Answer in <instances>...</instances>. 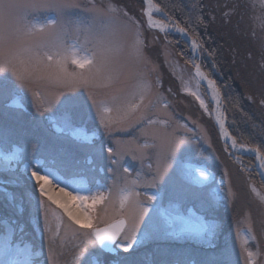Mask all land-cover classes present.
Returning a JSON list of instances; mask_svg holds the SVG:
<instances>
[{
    "label": "rangeland",
    "instance_id": "obj_1",
    "mask_svg": "<svg viewBox=\"0 0 264 264\" xmlns=\"http://www.w3.org/2000/svg\"><path fill=\"white\" fill-rule=\"evenodd\" d=\"M80 2L86 3V0ZM100 2L97 0V3ZM111 2L126 10L138 22L147 58V62H137L131 57L121 58L126 79L120 86L131 90L136 79L143 75L153 84L152 97L155 100V81L159 78L158 94L167 107H155L152 115L154 119L166 123L151 126L138 124L126 130L113 127L109 134L100 125L88 93L83 88L72 92L44 83L36 84L35 89L45 99H54L57 92L63 93L59 100L64 103L44 113L37 110L35 104L38 102L33 100L30 92L24 91L18 98V108L8 107L13 99L11 90L0 92V135L7 138L3 147L20 150L19 158L9 164L10 170L5 171L0 162V239L5 234L4 225L7 223L14 229V243L21 248L27 245L33 249L36 264H141L139 259H134L136 256L146 257L145 261L151 255L160 259L173 258L177 254L173 251L181 249L179 245L195 248L193 253L190 249L183 252L182 259L196 254L200 256L198 264H221L226 258L230 264H244L245 246L253 253L261 250V255L255 258L259 264H264V205L251 190L254 187L264 195V186L250 177V167L235 159V151L227 150L216 133L213 104L192 73V63L197 65L199 54L194 55L190 50L188 63L182 60L178 49L173 48L165 36L169 32H159L147 26L143 0ZM224 6L220 10H224ZM227 6L237 29L226 23L229 27L226 31L232 41L228 40L227 44L233 45V52L237 51L242 56V51H245L239 43L240 35L235 31L242 32L246 43L263 52L264 0H227ZM210 9L218 15V7L214 5ZM74 11L79 12V9ZM119 19L135 30L136 25L127 17L121 14ZM169 26L172 27L171 24ZM125 36L129 38L131 33ZM8 79L12 82L10 75ZM95 91L97 98L103 99L109 90L97 88ZM188 93H195L200 99ZM256 94L246 95V98L264 115V91ZM201 100L204 108L200 105ZM65 115L70 117L74 128L84 130L88 139H74L57 131L62 127ZM177 142L181 144V149L177 153V161L169 169L167 182L150 186L152 176L164 163L169 146ZM108 147L114 149L112 159L116 160L115 164L109 162ZM37 160L59 169L66 176L67 190L74 194L77 188L81 194L102 189L105 195L111 189L110 199L95 209L97 219L94 223L99 227L119 218L116 200L119 189L130 188L140 193L134 199L148 205L149 213L144 217L138 235L148 233L147 237L141 239L129 253L119 249L114 253L100 252L98 248L88 246L78 262L76 257L86 244L85 238L79 235L84 230L62 216L63 222L56 237L55 220L50 225L51 233L45 231L42 214L34 203L29 202L31 186L26 182L27 175L23 169ZM124 168H128L129 172L125 173ZM194 168L202 170L208 179L194 183L192 177L186 175L187 170ZM8 194H12L14 199L10 200ZM147 195H156L157 199L149 202ZM52 207L55 208L54 205ZM137 212L136 207L129 206L124 214L130 216ZM177 213L183 216V220L176 218ZM197 218L215 225V232L212 235H196ZM249 227L252 232L248 231ZM182 228L188 229L191 234H173L174 229L180 231Z\"/></svg>",
    "mask_w": 264,
    "mask_h": 264
},
{
    "label": "snow or ice",
    "instance_id": "obj_2",
    "mask_svg": "<svg viewBox=\"0 0 264 264\" xmlns=\"http://www.w3.org/2000/svg\"><path fill=\"white\" fill-rule=\"evenodd\" d=\"M145 3L148 5L145 10L148 27H155L152 12L159 13L161 9L153 5V0H145ZM76 9H79V12L74 11ZM121 14L136 25L135 30L130 24L119 19ZM139 27L134 17L126 10L118 8L111 0L107 3L103 0L100 3H97V0H86V3H81L80 0H0V92L11 90L13 99L8 107H20L18 98L24 91L30 92L33 100L38 102L35 106L40 113L51 112L57 104H63L64 102L59 100V96L63 94L61 92H57L54 99H45L41 96L34 86L44 83L72 92L83 88L88 93L100 125L109 134L113 127L126 130L138 124L151 126L166 123L154 119L152 115L155 107H167L158 94L159 78L155 81L157 89L155 100L152 97L153 84L143 75L136 79L131 90L120 86L126 79L125 65L121 63L122 57L147 62L145 43ZM174 27L182 35H187L184 28L179 25ZM129 32L131 36L126 38L125 34ZM199 47L202 45L193 40V51ZM9 75L12 82L8 79ZM196 75L206 79L200 72L199 65H196ZM214 83L208 81L213 91ZM97 88L109 90L105 98H97L95 91ZM188 94L195 95L197 100L200 99L195 93ZM200 105L202 108L205 107L202 100ZM220 126L223 129L222 121ZM57 131L74 139H88L83 129L73 127L68 115L63 117V125ZM6 142V136L0 135V162L3 163L4 170L8 171L11 161L19 158L20 150L15 147L5 149L3 145ZM233 146H236L235 141ZM180 149L181 144L178 142L169 146L164 163L152 176L150 186L167 182L169 169L177 161ZM250 150L258 151L256 148ZM107 152L110 164H115L116 160L112 159L115 155L114 149L108 147ZM261 167L264 168V163ZM23 171L27 175L26 182L31 186L29 202L34 203L42 214L45 231L51 233L50 225L55 220L58 237L63 222L62 216H66L72 224L84 230L79 235L85 238L86 244L84 250L76 257L78 262L88 246L98 248L100 252L112 253L119 249L123 253H129L141 239L147 237L148 233L138 235L141 231L140 225L144 223V217L149 213L148 205L134 199L138 198L140 193L130 188L119 189L116 194L119 218L105 227H99L94 223L97 219L95 209L97 205L110 199L111 189L108 195H105L102 189L95 192L89 190L88 194H81L78 188L74 194L73 191L67 190L66 176L59 169L39 160L25 165ZM123 171L128 173L129 169L124 168ZM186 175L191 176L193 182L197 184L208 179L199 168L187 170ZM251 190L264 205V195L254 187ZM8 195L10 200L14 199L12 194ZM231 195L229 191V196ZM156 199V195H147L149 202ZM129 206L136 207L138 212L130 216L125 215ZM57 209L60 211L57 212ZM176 218L183 220L180 213H177ZM248 231L252 232L251 227ZM4 232L0 239V264H36L33 249L27 245L21 248L19 244L14 243V229L7 223L4 225ZM185 232L189 230L183 228L180 231L173 230V234L177 236ZM214 232L215 225L197 218L196 235H212ZM252 239L255 240L256 237L253 235ZM246 243L245 241V245ZM243 254L244 264H259L255 257L261 255V250L253 253L245 246ZM221 264H230V261L226 258Z\"/></svg>",
    "mask_w": 264,
    "mask_h": 264
},
{
    "label": "trees",
    "instance_id": "obj_3",
    "mask_svg": "<svg viewBox=\"0 0 264 264\" xmlns=\"http://www.w3.org/2000/svg\"><path fill=\"white\" fill-rule=\"evenodd\" d=\"M153 3L161 9L168 20L184 28L192 39L202 45L198 51L200 58L196 62L205 75L215 82L221 97L225 127L230 136L238 144L258 149V152L264 157V115L258 112L254 104L246 98V95L253 96L264 91V59H262L264 51L250 46L249 43H246V38L243 39L242 32L235 30V33L240 35L238 36L239 43L245 50L242 51V56L237 51L233 52V45L227 44L231 37L226 31L229 28L226 23L234 27L227 0H153ZM223 4L225 5L224 10H220ZM214 5L219 9L216 10L218 15L214 13L215 10L211 11L210 9ZM165 36L172 44L171 46L178 49L181 59L187 62L188 56H190L187 43L177 35L166 33ZM253 56H256L254 60ZM202 88L204 90V87ZM225 148L228 150L227 147ZM237 156L243 166L250 167L248 170L250 177L254 178L259 185L264 186L253 170L254 158L252 156ZM179 246L181 249L173 251L177 253L173 258L160 259L157 255H151L146 261L144 259L147 258L143 256L141 258L136 256L134 259H139L141 264H160V261H163L161 264L199 263L197 261L200 256L196 254L186 260L182 259L183 252H187L189 249L192 252L195 251V248Z\"/></svg>",
    "mask_w": 264,
    "mask_h": 264
},
{
    "label": "bare ground",
    "instance_id": "obj_4",
    "mask_svg": "<svg viewBox=\"0 0 264 264\" xmlns=\"http://www.w3.org/2000/svg\"><path fill=\"white\" fill-rule=\"evenodd\" d=\"M145 2V0H144ZM144 15H145V10L148 8V5L146 3H144ZM152 16H153V21L155 22V27H151V28H154V29H158L159 31L161 32H169V33H172V34H175L177 36L178 33L174 31V29L167 25L166 23L158 20V18L156 16H158V13L153 11L152 12ZM145 18H146V22L148 24V17L145 15ZM164 25H167V27H164ZM163 28V30H161ZM191 49L193 51V48L191 46ZM195 76L197 78L198 81H202L206 87H205V92H206V95L209 99V101L214 104V108H213V111H212V117H213V120L215 121V123L217 124L219 130H220V133H221V139H223V142H225V144H227L228 146H230L234 151H240L241 153H245L246 152V149L244 148H240V147H237V146H233V141L231 140L229 134L225 131V128H221L220 126V121H222V116H221V112H220V109H218V107H216L217 105V102H218V97L215 93V91H213V87H210L209 84H208V81L210 79H208L207 77V80L205 79H202L201 76H197L196 75V71H195ZM258 163V172H259V176H260V179L264 182V168L261 167L262 163H264L262 160H259Z\"/></svg>",
    "mask_w": 264,
    "mask_h": 264
},
{
    "label": "water",
    "instance_id": "obj_5",
    "mask_svg": "<svg viewBox=\"0 0 264 264\" xmlns=\"http://www.w3.org/2000/svg\"><path fill=\"white\" fill-rule=\"evenodd\" d=\"M143 3H145L144 2V0H143ZM153 5H155L154 3H153ZM155 6H157V5H155ZM158 16L160 17V18H162L164 21H166L169 25L171 24L172 25V28L174 29V31L175 32H177L178 33V35L180 36V38L182 39V40H184L188 45H189V47H190V49H191V46H192V43H193V40L194 39H192L188 34L187 35H182L180 32H178V31H176L175 30V27H174V23L173 22H171V21H169L168 19H167V17L165 16V14L162 12V11H160L159 13H158ZM148 25V24H147ZM192 50V49H191ZM198 50V49H197ZM196 50V51H197ZM196 51L194 52V51H192V53L195 55L196 54ZM192 65H193V74L195 75V71H196V65L194 64V63H192ZM200 72L203 74V76L204 77H206L205 75H204V73L200 70ZM205 80H207V78L205 79ZM208 81V80H207ZM200 84H202L204 87H206V85L202 82V81H198ZM214 89H215V93H216V95H217V97H218V102H217V106L216 107H218L219 109H221V100H220V95H219V93H218V91L216 90V88L214 87ZM221 116H222V122H223V128H224V118H223V112L221 111ZM216 126H217V124H216ZM217 129H218V134H219V136H220V138H221V133H220V130H219V128H218V126H217ZM226 131V130H225ZM227 132V131H226ZM228 133V132H227ZM231 138V137H230ZM222 141H223V139H221ZM231 140L232 141H234V139L233 138H231ZM236 146L237 147H242V148H244V149H248V150H246V152L245 153H241L240 151H236L237 153H239V154H250V155H252L254 158H255V163H256V165H255V168H256V171L258 172V168H257V166H258V163L257 162H259V160H262L263 162H264V158L260 155V153L258 152V151H251L250 149L251 148H249V147H247V146H245V145H238V144H236ZM230 149H232L231 147H230ZM258 174H259V172H258ZM113 222V221H112ZM111 223V222H110ZM109 224V223H108ZM108 224H106V225H103V226H101V227H105V226H107ZM109 253V252H108ZM112 253H114V252H112Z\"/></svg>",
    "mask_w": 264,
    "mask_h": 264
}]
</instances>
